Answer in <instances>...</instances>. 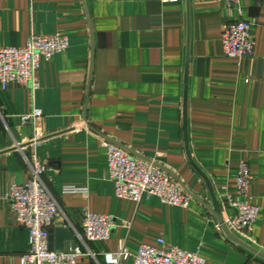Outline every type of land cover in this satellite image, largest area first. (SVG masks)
I'll return each mask as SVG.
<instances>
[{
    "label": "crops",
    "instance_id": "0c3cea01",
    "mask_svg": "<svg viewBox=\"0 0 264 264\" xmlns=\"http://www.w3.org/2000/svg\"><path fill=\"white\" fill-rule=\"evenodd\" d=\"M238 21L251 25L255 43L254 57L241 61L227 58L222 43L225 27ZM56 33L68 37L69 48L42 63L37 90L0 86V264H21L29 250V232L7 195L14 182L31 179L25 156L34 153L46 165L43 180L62 210L54 228L83 234L86 209L117 221L108 241L77 240L82 255L76 264H107L104 254L121 245L162 248L159 239L200 251L205 264H264V211L246 236L229 230L232 239L217 227L210 191L187 157L184 130L189 43L192 159L211 183L225 221L236 216L227 198L237 197L242 161L253 175L249 201L263 206L264 0L232 7L222 0H0V49ZM34 109L43 113L37 146L25 131L33 126L23 121ZM103 141L163 167L195 195L190 206L119 199Z\"/></svg>",
    "mask_w": 264,
    "mask_h": 264
},
{
    "label": "built area",
    "instance_id": "2783aa9c",
    "mask_svg": "<svg viewBox=\"0 0 264 264\" xmlns=\"http://www.w3.org/2000/svg\"><path fill=\"white\" fill-rule=\"evenodd\" d=\"M229 7L238 6L241 0H222ZM224 55L241 61L253 58L255 43L249 23L238 21L225 27L222 34ZM69 48V39L63 33L52 36L31 35L23 47L0 49V86L3 90L11 85L29 87L32 91L39 88L36 77L43 62L64 53ZM43 117L39 109H34L23 117L25 124L34 127V138L30 145L37 146L43 134L37 121ZM102 146L108 152L109 178L114 183L115 194L119 199L140 204L145 199L156 198L163 204L178 208H188L192 196L188 194L166 171L152 161L139 158L119 145L103 141ZM18 148L20 145L17 146ZM264 155V151H263ZM29 165L31 179L27 183L14 182L7 195L21 227L29 232V250L21 257V264H76L82 255L77 245L74 253L51 251L49 248L50 229L61 215V207L46 186L43 176L47 171L34 153L32 158L25 156ZM253 181L250 165L242 161L237 173V197L227 198L228 205L236 211V216L225 223L229 230L241 235L253 232L263 206H255L249 201V188ZM67 193L87 194L86 189L66 187ZM118 226L114 217L85 210L83 234L76 233V241L87 245L92 242H105ZM219 229L220 225L217 226ZM164 246L155 248L142 246L133 251L121 245L115 253H105L107 264H122L133 259L132 264H205L206 259L200 251L189 252L179 247L167 246L164 239H159Z\"/></svg>",
    "mask_w": 264,
    "mask_h": 264
},
{
    "label": "water",
    "instance_id": "95a60500",
    "mask_svg": "<svg viewBox=\"0 0 264 264\" xmlns=\"http://www.w3.org/2000/svg\"><path fill=\"white\" fill-rule=\"evenodd\" d=\"M189 43H188V52H187V62H186V73H185V93H184V130H185V146H186V153H187V157L191 163V165L193 166V168L195 169V171L204 179L210 194H211V198H212V206H209V210L210 212L215 216V218L217 219L218 223L220 224L221 228L223 229V231L230 237L233 239V235L230 233L227 225H226V221L223 218L222 212H221V208L219 206V202L218 199L212 189L211 183L209 182L207 176L201 171V169H199V167H197V165L194 163L193 159H192V155H191V151L189 148V140H188V83H189V66H190V50H189ZM88 98H89V93H88ZM87 106L86 105V109H85V115L87 112ZM86 119V116H85ZM25 131H28V136H29V140H33L34 138V129L33 127H28L25 128ZM27 134V132H26ZM43 141V140H41ZM31 144V143H29ZM127 150V149H126ZM128 152H130L131 154L142 158L144 160V157H141L139 155H136L135 153H133L132 151L127 150ZM149 161V160H147ZM156 166L160 167L161 169H163V167H161L160 165H158L157 163H155ZM164 171H166L165 169H163ZM167 172V171H166ZM183 189L190 194L191 196L195 197V195H193L192 193H190L188 190H186L184 187ZM197 198V197H196ZM49 248L51 251H61V252H65L67 254H72L74 253L76 247H77V241L75 239V237L73 236L72 232L69 229L66 228H52L50 229V237H49Z\"/></svg>",
    "mask_w": 264,
    "mask_h": 264
}]
</instances>
